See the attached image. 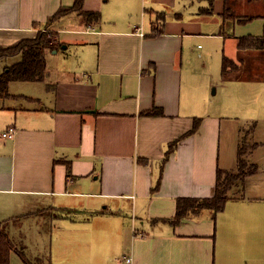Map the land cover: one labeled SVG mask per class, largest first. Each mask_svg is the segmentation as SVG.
<instances>
[{"label": "crops", "instance_id": "crops-1", "mask_svg": "<svg viewBox=\"0 0 264 264\" xmlns=\"http://www.w3.org/2000/svg\"><path fill=\"white\" fill-rule=\"evenodd\" d=\"M226 2L85 0L99 19L74 11L51 20L74 0H0V46L43 31L54 33L51 51L62 37L66 47L77 45L69 66L46 69L41 85L16 83L7 103L0 101V222L14 242L17 221L86 208L99 215L59 218L68 226L50 264H264V182H249L257 170L234 186L244 193L231 195L222 211L172 222L180 198L211 197L218 169H238L222 163L228 116L198 82L213 84L217 59L222 74L228 44L226 56L237 61L241 37H264L243 29L264 22V0H229L235 17L227 19ZM11 126L14 136L5 137ZM124 210L131 218H119L127 228L122 256L106 262L102 242L112 246V216Z\"/></svg>", "mask_w": 264, "mask_h": 264}, {"label": "rangeland", "instance_id": "rangeland-1", "mask_svg": "<svg viewBox=\"0 0 264 264\" xmlns=\"http://www.w3.org/2000/svg\"><path fill=\"white\" fill-rule=\"evenodd\" d=\"M243 29L247 30L248 32H253V34H264V22H262V20L256 19L253 24L244 26ZM65 41L66 39H64V37H62V39L59 38V44L55 47V49L51 51L48 47V49L46 48V69L50 72V74L57 72L59 64H62V67H67L69 66V64H71L72 61L76 59L75 56H77V45H73L72 47H66L65 45L67 44ZM202 45L206 46L205 43H202ZM244 50L239 48L238 56L235 55L234 57L238 59L237 69L236 67H230V72H228V75L224 77L220 73L221 67L219 68V59H217V75L213 79H211L213 84L210 86L208 80L204 81L202 79L198 82V84L200 86L201 91L205 95H207L208 97L213 96V98L219 99L221 101L222 113L228 116L227 119L224 118L220 134L222 163L225 166H228L229 168H237L238 152L240 147H244L246 151L245 159L248 161L249 165L253 164L258 171V173L249 178V182L250 184H257L260 181L261 183L264 182V54H260L259 52H245ZM232 51L233 49L228 44L225 54H231ZM19 59V55L11 56L2 59L6 60L2 63H7L8 61L9 64V61H17ZM2 60H0V62ZM2 63H0L1 71L4 68ZM241 78H247L246 80L253 81H245V79L243 80ZM38 81L41 80H13L9 84V90L13 91L17 88L19 89V87L17 86L18 84L16 83H34L33 85H37L36 83H38L39 85H41V82ZM222 83L226 84L227 86H222ZM220 85L222 87H220ZM216 87H218V93H214ZM241 89H243V91H241ZM197 90L198 88L195 91ZM242 92L249 93L245 95L244 100L243 98L239 97L241 96L240 94ZM235 100H239L241 102V104L239 105L240 108L239 106L231 107L230 103H233ZM0 101L1 103H7L8 100L5 97L0 96ZM257 178H259V180H257ZM238 188H241V186ZM238 191H240L242 194L244 193L243 190H236V188H232L229 194L239 195L240 193H238ZM52 213L55 214V218L49 217L52 216L51 213H40V215H38L35 221H17V229H15V231H11V235L16 240L14 243L21 244L17 246L18 249L25 252L27 256H30L32 264H50L51 261L52 263H54L56 256L54 252V247L55 243L57 242V235L65 232L63 229L60 228L68 226V224L61 225V219L59 218L63 216L66 217L64 218L65 221H68V218L71 217L80 218L81 216H87V218H91V216L93 215H99L98 213L95 214V212H91L86 208L72 207L52 210ZM130 214L131 211L124 210L123 214L118 213L112 216L115 218V220H113L112 230L114 231V229H116V235L111 238V247L109 243L108 245H106L105 242H102L104 261L115 262L116 258L118 259L120 256H122L119 255L118 252L121 249L123 240L122 237L124 236L127 228H122V225L120 224L121 220L119 218H131ZM65 221L63 220L62 222ZM52 226L54 227L52 228ZM102 226L104 228H109L110 225L107 223L103 224ZM55 232V239L51 238V235H53ZM104 232L108 233L107 229ZM35 234L40 235L41 241L40 239L35 241ZM92 251V247H90L89 249L85 247V252L89 253ZM95 251L96 248L94 249V252ZM11 264L26 263L17 251H13L11 253Z\"/></svg>", "mask_w": 264, "mask_h": 264}, {"label": "trees", "instance_id": "trees-1", "mask_svg": "<svg viewBox=\"0 0 264 264\" xmlns=\"http://www.w3.org/2000/svg\"><path fill=\"white\" fill-rule=\"evenodd\" d=\"M210 5H213L214 0H209ZM85 0H74L71 6H63L56 11L51 17V20L60 18L68 13L77 11L90 19H99L100 13L95 11H86L84 9ZM224 17L234 18L235 13L229 5V0L226 2ZM247 17L244 19H250ZM53 32H40L35 38H25L9 46H0V60L20 55V59L12 63L6 64L0 72V96L6 97L10 95L9 84L12 80H42L46 74V56L45 49L51 45L53 40ZM52 36V37H51ZM240 48H264V37L246 36L241 37L239 41ZM53 48V47H51ZM230 67H238V61L224 55L222 75L225 77L230 72ZM149 111L148 114H153ZM199 121L194 123L193 128L189 133L194 132L198 128ZM176 139L170 144L166 152V158L171 149L178 143ZM245 149L240 147L238 152V169L236 171L219 168L217 171L216 192L211 197L194 198L183 197L178 201L176 217L173 223L181 221L188 215H197L204 209H210L215 213L222 211L227 201L231 198L229 192L238 183L244 182L248 174L256 172L257 168L248 163L245 159ZM17 251L26 264H32L26 254L18 249L14 241L0 222V264H11V253Z\"/></svg>", "mask_w": 264, "mask_h": 264}, {"label": "built area", "instance_id": "built-area-1", "mask_svg": "<svg viewBox=\"0 0 264 264\" xmlns=\"http://www.w3.org/2000/svg\"><path fill=\"white\" fill-rule=\"evenodd\" d=\"M15 131H16L15 127L11 126V127H9L8 130H6V131L3 133V135H4L5 137H13L14 134H15ZM127 260L130 261L131 259H130V258H127Z\"/></svg>", "mask_w": 264, "mask_h": 264}, {"label": "water", "instance_id": "water-1", "mask_svg": "<svg viewBox=\"0 0 264 264\" xmlns=\"http://www.w3.org/2000/svg\"><path fill=\"white\" fill-rule=\"evenodd\" d=\"M65 46H67V45H65Z\"/></svg>", "mask_w": 264, "mask_h": 264}]
</instances>
